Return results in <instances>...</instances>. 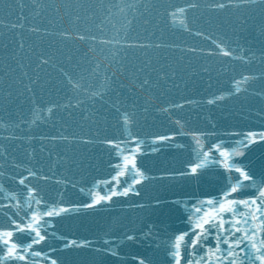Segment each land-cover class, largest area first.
Wrapping results in <instances>:
<instances>
[{"label":"water","instance_id":"obj_1","mask_svg":"<svg viewBox=\"0 0 264 264\" xmlns=\"http://www.w3.org/2000/svg\"><path fill=\"white\" fill-rule=\"evenodd\" d=\"M22 2L26 5L23 14L30 21L26 22V27H40L43 39L27 30L21 33L19 29L9 31L0 27V172L3 173L0 185L6 190L0 192V206L4 211L11 207L12 212H16L18 204L25 205L30 193L18 183L25 177L31 181L30 187H38V195L49 203L60 202L62 206L89 203V189L100 195L111 190L115 183L112 178L117 175L114 166L120 165L122 170L123 156L133 154L127 149H135L133 139L142 142L140 152L136 153V166L150 177L136 185L139 195L113 197L109 204L45 217L52 221L46 229L49 236L35 246V250L42 253L40 257L26 254L29 261L35 260L36 264H50L51 259H56L57 264H139L143 259L145 264H174L172 252L176 237L191 232V225L204 218L195 212L196 207H208L205 202L209 199L227 203L233 197L239 200L258 196L260 185L264 183V140L257 138V142L247 148L241 144L249 133L264 132V11L258 6L244 4L241 0H232L231 3L229 0H195L198 7L194 8L188 7L192 0H104L103 5L100 0ZM216 2L227 7L217 9ZM181 7L186 9V13L172 17L171 13ZM57 8L60 9L59 15L55 11ZM92 10H95L94 22L99 24L102 19L107 25L108 34L101 37L103 39H110L118 31L121 36L146 38L139 43L154 41L171 45L147 49L153 64L157 68L164 66L161 77L167 71L172 73L171 78L156 83L157 74L152 73L149 77L151 88L147 85L144 89L132 87L129 68L145 57L143 50L124 48L126 43L133 42L131 39L108 45L101 52L99 45L94 51H88L86 42L44 35L43 30L52 33L72 29V17L76 14L92 16ZM20 12L17 0L0 2V19L5 24L16 22ZM61 16L63 20H60ZM146 20L149 21L147 24ZM49 21H53L55 27ZM181 21L190 31L184 29ZM79 26L83 31V19ZM88 26H92L91 21ZM92 31L96 33L95 28ZM197 32L203 35H196ZM21 39L25 42L26 51L28 45H33L37 52L57 49L67 52L71 48L77 59L81 58L77 48L88 51L91 64L85 61L82 67L75 68L67 63H58L56 68L45 66L51 76H45L43 71L36 69L35 55L22 62L26 65L31 63V68L23 69L29 75L40 72V83L45 79L56 83L61 78L58 69L64 67L66 71L83 72L92 88L85 89L79 96L73 95L72 107L60 109L55 107L57 102L68 103L63 90L46 87L42 91L34 86L36 103L33 105L29 99L31 93L21 94L22 73L13 58L14 50L17 55L21 54L18 48ZM214 41L224 43L232 55H215L220 49ZM97 62L101 71L89 76ZM124 64L129 68H124ZM103 69H107V73ZM113 69L120 71L112 76ZM105 74L114 82L110 89L101 90ZM244 77L249 78L247 82ZM237 82L239 92L234 91ZM23 83H28L27 77H23ZM133 83L138 85L139 82L133 80ZM97 90L101 95L89 96L91 91ZM219 95L225 98L208 103ZM117 99L122 102L121 111L135 113L133 122L127 126L111 108ZM78 101L82 103L77 105ZM33 107L44 111L34 117ZM48 107H53V113L47 112ZM165 108L169 111L162 110ZM90 112L96 114L93 119L97 123L84 119ZM60 133L68 136V140L60 139ZM194 134H204L202 149L211 151V156L198 174L180 176L179 173L188 171L191 164L200 162L198 153L201 148L196 145ZM162 136L172 139L159 141ZM101 141L118 142L125 151L121 153L115 150L114 145ZM216 144L222 147L215 149ZM233 149L242 150L244 154L230 156L227 163L243 167L255 184L243 181L234 169L229 172L224 163L219 162L224 160L219 156L220 151L231 153ZM15 164L21 167L15 168ZM25 169H39L40 174L49 179L37 181ZM126 179L127 173L119 177L117 191L125 186ZM238 180L244 187L227 195L229 185ZM13 195L17 199H12ZM25 210L31 212L26 205ZM215 213L216 209L208 208L209 216ZM20 216H24L23 211ZM27 219L25 217L24 222ZM0 220L6 223V218L0 216ZM251 226H257L255 218ZM52 232L56 233V239H52ZM128 236L133 239H127ZM192 238L188 236L186 240ZM20 239L22 243L30 242L31 237L21 235ZM73 240L90 242V247H64L65 243ZM208 245L215 246L212 237H208ZM221 247L226 248L227 245ZM110 248L115 254L109 251ZM236 251L244 255L240 249ZM181 254V264H185L189 257L183 244ZM45 255L49 259H44ZM201 255L204 251L198 246L192 257L193 264L200 261ZM209 259L214 260L215 257L209 255ZM200 264L205 262L200 261Z\"/></svg>","mask_w":264,"mask_h":264},{"label":"snow or ice","instance_id":"obj_2","mask_svg":"<svg viewBox=\"0 0 264 264\" xmlns=\"http://www.w3.org/2000/svg\"><path fill=\"white\" fill-rule=\"evenodd\" d=\"M3 2V0H0ZM37 0H31V3H36ZM104 0H100L101 5H103ZM232 0H229L231 3ZM244 4H251L258 6L261 11H264V0H241ZM19 3V7L21 12L16 17V22H10L5 24L2 19H0V27H6L9 31H14L19 29L21 33L25 30L31 32L34 35H37L41 39L42 29L36 25H33L30 28L26 27V22L30 23L29 17L23 14V9L25 8V3L22 0H17ZM188 7L194 8L198 7L195 0H192L191 3L188 4ZM209 7H212L210 4ZM227 7L226 4L216 2L215 8L217 9H225ZM57 15H59L60 9L57 8L56 10ZM92 16H84L82 17L80 14H76L70 20L72 24V29L69 30H61L59 32H52L48 33L46 30L44 31V35H52V36H59L65 41H72V40H79L81 42H86L88 45V51H94L97 46H101V52L104 50L105 47L111 45L113 43L120 44L122 40H129L131 39L133 42L126 43L124 45L125 49L130 50H143L144 59H140L139 64H133L129 68L127 64H124V68H129L131 73L129 77V83L132 87H139L140 89H144L145 85L149 88L152 87V83L149 79L152 73L157 74L156 83H159L161 79L167 80L171 78L172 73L164 71L163 77H161V72L163 71L164 66L157 68L154 64L152 59L148 56L147 49L150 48H167L171 47V45L162 44V43H139L138 41L142 38L139 35L134 38H129L127 35L121 36L117 31L114 35L111 36L110 39H103L101 37L106 36L108 33L106 32L107 25L105 21L101 19L99 24L94 22L95 18V10H92ZM186 13V9L181 7L177 8L175 11L171 13L172 17L177 16L178 14L183 16ZM39 15V13H37ZM85 21V26L83 31L80 30L79 22L81 20ZM60 20H63V17H60ZM92 22V26H88V22ZM149 21H145L147 24ZM131 24V21L128 22ZM49 24H53V21H49ZM182 26L185 30L190 31L187 24L184 21H181ZM55 27V25L53 24ZM115 28V26H112ZM95 28L96 33H93L92 29ZM73 29L75 30V34H73ZM196 35H203L202 32L195 33ZM217 48L220 49V52L214 53L215 55H224V56H231L232 52L229 47H227L222 42H213ZM7 47V45H5ZM51 47V45H49ZM18 48L20 49V55L13 52V58L15 59L17 67L21 70V83L23 84V92L24 93H31L32 95L29 96V99L32 101V104L35 105V90L34 86L39 87L42 91L48 87L50 89L60 91H64V98L67 99V104H60L56 103L55 107L64 109L72 107V97L73 95L79 96V94L84 91L85 89L92 88V85L88 83V77H86L83 72L81 73H74L70 71H66L64 67H60L58 69L60 79L53 83L51 80L45 79L44 83H40L42 79L41 74L39 71L36 74L29 75L27 71H23L26 67L31 68V63L25 64L23 60H30L31 56L35 55L36 57V69H40L44 72L45 76H51V73L46 71V67L50 65L53 68L57 67V64H65L72 65L75 67H82L85 61L88 64L92 63V60L88 59V51H82L81 49L77 48L76 51L80 52L81 58L77 59L75 56V52L72 51L71 48L65 52L63 49H57L52 52L41 50L39 52L35 51L33 45H28V50H25V42L21 39L18 42ZM191 51L195 52L196 49H191ZM213 54V53H210ZM139 59V57H137ZM95 59V57H93ZM75 60V63L73 64ZM10 67V66H9ZM170 67V66H169ZM16 69H12L15 71ZM35 71V70H34ZM84 71H88L84 69ZM98 71H101V65L99 62L96 63L95 67L91 69L89 72V76H94ZM104 73H107V69L102 70ZM117 71L120 69H113L112 76L117 74ZM207 71V69H205ZM23 77H27L28 83H23ZM249 78L244 77V81L247 82ZM255 79V77H253ZM133 80L138 81V85L133 83ZM112 77L105 74L104 76V83L100 85V89H110V84L113 83ZM239 82H237V87L234 89L235 92H239L240 88L238 86ZM123 87V85H120ZM71 94V95H70ZM11 95V93H9ZM101 95L99 90L91 91L89 93L90 97H95ZM224 95H219L212 100H209L208 103H215L217 100L224 99ZM82 103V101H78L77 105ZM188 103H191L188 101ZM121 107H123L122 102L117 99L115 103L111 105V108L115 109L118 118L121 119L123 125L127 126L128 124L132 123L134 120L135 113L129 111H121ZM174 107H182V105H175ZM48 113H53V107H48ZM165 112H168L169 109L165 108L162 109ZM34 117H38L44 109L33 107L32 109ZM72 113H69L71 116ZM96 114L94 112H90L88 116L84 117V119L88 120L91 119L93 123H97L93 117ZM35 123V119L32 121ZM179 123V121H177ZM181 134H183L181 132ZM196 145L201 148V151L198 153L200 157V162H196L190 165V168L186 172H180V176H189V175H196L198 171L203 168L206 163L208 162L211 151H203L202 149V137L204 134H194ZM59 138L62 140H68V136H65L64 133H60ZM257 138L260 140H264V132L259 134L256 133H249L246 138L241 141V144L244 148H247L250 144L256 143ZM12 139H16L13 137ZM42 139H56V137H43ZM172 137L162 136L159 137V141H168L171 140ZM86 143H92L93 141H85ZM102 143L112 144L115 147V150L121 151L123 153L125 149H121L120 144L118 142L113 141H101ZM127 144V141L124 142ZM133 144H135V149H127V151L132 152V155H124L123 156V166L121 170L120 165L114 166L116 169L117 175L113 176L112 181L113 186L111 190L105 192V194L100 195L99 193L93 194V190L89 189V196L90 202L87 204L79 205V206H62L60 202L57 203H49L45 200L42 196L38 195L39 189L38 187H30L31 181L28 180L27 177L21 178L19 180V185H22L24 189L28 190L30 195L27 197L25 201V205L27 209H31V212L25 210V205H17V211L12 212L11 207L8 208L7 211L3 210V206H0V216L6 218V223L4 220H0V264H21V262H26V264H36L35 260L29 261L27 259L26 254H30L33 257H40L42 253L40 251L35 250V246L41 244L46 240L49 236V233L46 231L48 227L51 226L52 221L45 219V217H55L60 216L61 214H70L72 212H77L82 208H95L98 205L109 204L113 202V197H128L130 194L132 195H139V190L137 189L136 185L141 184L143 180L150 179V177L146 176L140 168L136 166V153L140 152L142 142L133 139ZM222 147L221 144L214 145L215 149H220ZM156 149L154 148L153 151ZM242 150L233 149L230 153L227 150H223L219 152V156L223 157V161H219L224 163L225 168L231 172L233 169L236 173L243 178V181H252L254 184L256 183L253 180V177L249 175L247 171L244 170L243 167L239 166L236 163H227L230 156L233 155H243ZM217 162V161H213ZM131 165V168L128 166ZM15 168H20L21 165L15 164ZM30 176L37 180H47L49 177L40 174L39 169H25ZM127 173L128 179L124 181V187H119L120 180L119 177L124 176ZM0 175H3L0 172ZM15 181V177L11 178ZM27 181V182H26ZM109 181V183H112ZM244 185L241 181H237L235 184H230V192L227 195H231L232 193L237 192L239 189L243 188ZM6 191L2 185H0V192ZM83 191V189H82ZM12 199H17L16 196H11ZM259 201V203H257ZM182 203V202H180ZM208 207H196L195 212L200 214L203 219H197L195 224H192V231L185 232L178 237H176V243L173 245L175 249L172 252L173 262L174 264H181V259L183 256L181 254V246L183 244L184 249L187 250V255L189 259L185 260V264H193L192 257L195 255L196 250L199 246L201 250L204 251V255H201L200 261H204L205 264H264V183H261L259 188V194L255 198L252 199H239L233 197L230 200H227V203H223L220 201H214L209 199L205 202ZM41 205L43 207L41 208ZM243 206V207H240ZM253 206H255L253 208ZM185 207H187L185 205ZM208 208L216 209V213L213 216H209ZM24 212V216H20V212ZM16 217V218H14ZM25 217H27V221H25ZM255 221L257 222L256 227H252L251 225ZM208 227H205V226ZM227 225V227H225ZM199 229V231H196ZM43 233V234H42ZM239 233V235H237ZM259 233V236H258ZM20 234V235H18ZM27 236L31 237L30 242H21L20 236ZM52 239H56V233L52 232L51 234ZM192 236L191 240H186V237ZM16 237V239H13ZM208 237H212L214 241V247L208 245ZM127 239L132 240V236H128ZM221 245H227L226 248H222ZM243 245V247H241ZM90 247V242H80L77 241H69L65 243L64 247ZM50 247V245H49ZM236 249H240V252H243L244 255L241 256L237 253ZM245 249H250V251H245ZM55 250V249H53ZM112 251V254H115L113 249H109ZM209 255L215 257L214 260L209 259ZM44 259H49L47 255L44 256ZM200 261H195V264H200ZM50 264H57L56 259H51ZM139 264H145V261L141 259Z\"/></svg>","mask_w":264,"mask_h":264}]
</instances>
